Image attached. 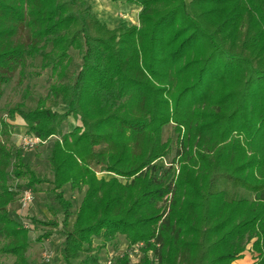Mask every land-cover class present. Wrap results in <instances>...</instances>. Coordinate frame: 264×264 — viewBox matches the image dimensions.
I'll use <instances>...</instances> for the list:
<instances>
[{"label":"trees","instance_id":"1","mask_svg":"<svg viewBox=\"0 0 264 264\" xmlns=\"http://www.w3.org/2000/svg\"><path fill=\"white\" fill-rule=\"evenodd\" d=\"M184 1L125 0L140 8L138 25L109 29L86 0H0V99L36 56L58 81L71 50L80 61L74 79L51 84L33 110L8 111L40 142L57 138L51 181L12 154V125L0 119V256L29 264L30 230L8 209L19 193L8 183L12 167L30 188L52 185L62 222H32L52 228L38 241L62 228L63 264H100L77 260L94 239L118 235L143 245L136 264H232L250 242L253 264H264V0ZM60 104L65 112L54 110ZM70 117L80 125L62 133ZM170 124L179 173L165 182L170 169L159 176L155 164L170 152L161 141ZM221 182L253 199H225ZM66 185L84 191L72 224ZM114 264H132L130 254Z\"/></svg>","mask_w":264,"mask_h":264},{"label":"rangeland","instance_id":"2","mask_svg":"<svg viewBox=\"0 0 264 264\" xmlns=\"http://www.w3.org/2000/svg\"><path fill=\"white\" fill-rule=\"evenodd\" d=\"M184 2L188 3L189 0ZM92 9L96 10L97 14H94L100 21H109L106 24L109 28L118 26L121 21L127 25H133L138 23V14L140 8L130 5L125 0H94ZM138 8V11L137 9ZM103 23V22H102ZM138 25V24H137ZM20 41H27V33L25 30H21L17 36ZM45 52L50 50V45L44 49ZM71 64L69 66V72L64 79L58 81L56 77L51 75L49 69L41 71V57L36 56L32 60L26 62L24 69V78L20 79L19 72L17 71L12 80L2 88V97L0 99V119L6 120L12 125L10 145L12 148V154L19 153V157L22 163L28 166L37 177L52 180V173L49 165L50 150L57 139L56 137L50 138L45 142H37L35 137L29 134L28 129L23 119L19 115H15L13 119L8 118V111L18 107L19 104H23L22 111L28 112L35 108L39 98L44 97L49 91V87L53 83L60 82L62 84H68L74 79V76L79 70L80 61L77 56V52L70 51ZM54 110L57 112H65L66 106L58 105ZM80 125L78 121L73 118L67 119L62 125V133L71 131L76 126ZM174 125L170 124L162 129L161 141H170V152L167 156L159 160L155 165L159 168V176L164 174V171L169 170V174L164 178L167 182L171 177H176L179 173V166L177 165V132L174 129ZM14 162V159L12 160ZM172 167L170 168V165ZM12 167L9 169L10 178L9 186L12 189L19 190V193L15 201L8 205L9 212L12 217L21 224H24L30 230L28 235L29 248L26 252V261L29 264H63L62 253L64 248L65 236L62 232V228L59 226L56 233H53L48 239L38 241L39 237L45 234L47 231H51V227H45L40 224H35L32 221H57L59 224L63 220L62 212L57 204L52 202L50 196V189L52 185L49 183H43L36 185L35 188H30L26 185V179H15L12 175ZM99 178L103 177L106 180L114 177L112 174L105 172L97 174ZM121 183L125 180L118 178ZM218 189L223 191L225 199H253V193L247 191L243 187L235 186L232 183L221 182L218 185ZM24 190H30L32 192L33 201L30 206L23 207L20 203L21 194ZM63 193L65 199L71 203V217L70 224L75 220V213L79 207L83 193L72 191L68 185L63 187ZM3 240L0 239V247L3 244ZM251 242L246 245L245 251L243 252V259L246 260L247 264H253L256 260V254L252 253ZM125 253L130 254V262L132 264L138 263L143 256L141 248L135 251L130 250L127 241L123 236H116V238L102 245L100 240L94 239L92 246L85 247L84 251L80 254L77 262H81L87 257H96L100 264H103L109 256L113 258L121 256ZM44 255L50 256V261L46 262ZM151 260L155 263V259L150 253ZM245 257V258H244ZM14 258L10 256H0V264H13Z\"/></svg>","mask_w":264,"mask_h":264},{"label":"built area","instance_id":"3","mask_svg":"<svg viewBox=\"0 0 264 264\" xmlns=\"http://www.w3.org/2000/svg\"><path fill=\"white\" fill-rule=\"evenodd\" d=\"M35 140L37 142H40L37 138H35ZM32 201H33L32 192L30 190H24L22 192V194H21V199H20L21 205L23 207H28V206H30L29 204H31ZM25 227H27V226L25 225ZM142 246H143L142 244H137V245L135 244L133 247L130 248V250L136 252V250L139 251V249L142 248ZM44 259H45L46 262H49L50 261V256L49 255H44ZM114 261H115V258H113L112 256H109L107 258V260L103 264H114Z\"/></svg>","mask_w":264,"mask_h":264},{"label":"crops","instance_id":"4","mask_svg":"<svg viewBox=\"0 0 264 264\" xmlns=\"http://www.w3.org/2000/svg\"><path fill=\"white\" fill-rule=\"evenodd\" d=\"M93 1H94V0H86V2H87V4H88L87 6L92 5ZM95 1L97 2V0H95ZM136 9H137V11H138V8H136ZM92 13H93V14H97V13H96V10H94V9H92ZM101 22H103L104 24H108V23H109V21H107V20H104V21H101ZM137 22H138V19H137ZM122 23H125V22H124V21H123V22L121 21L120 24H122ZM120 24H119V25H120ZM137 24H138V23H133V25H137ZM119 25H118V26H119ZM106 26H107V25H106ZM118 26H116V27H118ZM107 27H108V26H107ZM116 27H112V28H109V27H108V28H109V29H113V28H116ZM244 258H245V257H244ZM232 264H247V262H246L245 259L242 258V259H239V260L234 261Z\"/></svg>","mask_w":264,"mask_h":264}]
</instances>
